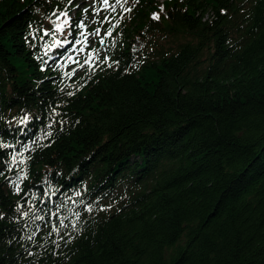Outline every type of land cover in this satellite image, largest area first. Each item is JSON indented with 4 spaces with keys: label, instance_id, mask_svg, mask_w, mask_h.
Here are the masks:
<instances>
[{
    "label": "trees",
    "instance_id": "1",
    "mask_svg": "<svg viewBox=\"0 0 264 264\" xmlns=\"http://www.w3.org/2000/svg\"><path fill=\"white\" fill-rule=\"evenodd\" d=\"M69 2L0 0V264H264V0Z\"/></svg>",
    "mask_w": 264,
    "mask_h": 264
},
{
    "label": "snow or ice",
    "instance_id": "2",
    "mask_svg": "<svg viewBox=\"0 0 264 264\" xmlns=\"http://www.w3.org/2000/svg\"><path fill=\"white\" fill-rule=\"evenodd\" d=\"M70 2H71V0H70ZM127 2H128V0H114V2H110V0H102V8H95L94 11L98 14L102 9H107L110 12L115 13V12H117V8H120L125 13L126 12H130L131 9L125 6L127 4ZM53 15H56L57 20H59L60 17H65V19L63 21V24L56 23L54 21L55 30L56 31H58V32L63 31V28H64L65 25L71 26L70 19L67 17V12H60L59 14L53 13ZM111 19L112 18L110 16H106L104 18V21H102L101 23H104V22L111 23ZM153 19H159V16L154 14L153 15ZM116 23H119V21H117ZM76 27L83 29V28H85V25H84L83 21H81L79 24L76 25ZM115 27H116V24H112V27L109 28L104 33V36L100 37V43L102 45L104 44V38L105 37H111L112 36V29L115 28ZM100 32H101V28H96L93 34L99 36ZM44 34L45 35H49L50 33L46 31ZM81 35L84 37L83 41L78 39V40H76L75 43L77 45L83 43L86 46L87 45L88 34L86 32H81ZM67 43H68L67 40H64L63 42L56 41L51 46L46 45V47L55 48V47H57V45H61L62 46L63 44H67ZM79 51L80 52H84L85 48L81 47V48H79ZM95 58H97V50L93 49L90 52H88L87 58L83 61V64H80L79 61L73 60V58L71 56L68 57V60L72 61L74 63H77L78 66L81 67V68L84 67L85 65H87V66H89V68H91L92 67V61ZM107 59L108 58L106 57L105 60H107ZM75 71H76V69H73L72 72L66 73V75L71 76V75H73L75 73ZM69 95H71V93H69ZM13 162H15V158H13ZM16 190L20 191L19 186H17ZM88 210L91 211V209H88ZM25 215H27V213H25ZM61 224H63V221H61ZM53 230L57 231L56 229H53Z\"/></svg>",
    "mask_w": 264,
    "mask_h": 264
},
{
    "label": "rangeland",
    "instance_id": "3",
    "mask_svg": "<svg viewBox=\"0 0 264 264\" xmlns=\"http://www.w3.org/2000/svg\"><path fill=\"white\" fill-rule=\"evenodd\" d=\"M158 1L162 2L163 0ZM110 2H114V0H110ZM69 7H71V9H69L67 13L71 14L70 17L73 18L72 20L77 17L76 14L80 10L86 9V14L81 15L80 18L78 17V20H82L84 22L85 28L82 29V32H86L88 34L87 43L90 46L95 45L97 39L103 32V23L101 22L104 21L106 16H110L109 14L112 12L107 9H102L97 14L94 11L95 8H102V0H71V2H69ZM82 17H85V19H82ZM96 28H101L99 36L93 34Z\"/></svg>",
    "mask_w": 264,
    "mask_h": 264
}]
</instances>
